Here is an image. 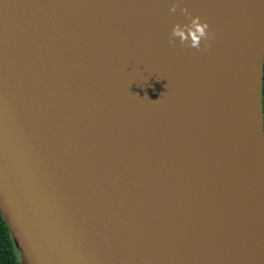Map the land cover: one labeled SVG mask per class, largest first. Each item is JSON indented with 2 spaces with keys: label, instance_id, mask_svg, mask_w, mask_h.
Listing matches in <instances>:
<instances>
[{
  "label": "water",
  "instance_id": "water-1",
  "mask_svg": "<svg viewBox=\"0 0 264 264\" xmlns=\"http://www.w3.org/2000/svg\"><path fill=\"white\" fill-rule=\"evenodd\" d=\"M149 6L0 0V216L21 264H264L258 211L246 203L251 184L222 176L231 152L208 163L226 148L216 142L225 121L211 93L240 78L229 100L244 104L264 195V0H246L237 18L229 13L233 33L191 64L187 52L170 60L178 43H168L166 11L160 16L152 5L144 22L140 9ZM145 32V46L159 42L146 62L134 53ZM220 60L222 73L198 81L190 101L158 110ZM183 71L166 98L156 93L166 79L154 92L139 87L159 72ZM210 104L163 128L165 118L184 117L185 106Z\"/></svg>",
  "mask_w": 264,
  "mask_h": 264
},
{
  "label": "bare ground",
  "instance_id": "bare-ground-1",
  "mask_svg": "<svg viewBox=\"0 0 264 264\" xmlns=\"http://www.w3.org/2000/svg\"><path fill=\"white\" fill-rule=\"evenodd\" d=\"M142 1L146 2V6H155L154 10H156L157 12L166 11L163 15L165 16L164 21L168 23L170 28L173 24L177 22L181 23L185 19V17L179 12V9H177L176 13H171L169 11L171 5L177 2V0ZM245 2L246 0H179V3L182 6L186 7L188 12L192 13L193 15L197 13H202L203 15L201 18L207 20L211 26V29L215 31L216 39L212 43L211 47L218 44L219 42H222L224 39L223 37L228 36L231 32L233 33V27L230 26V23H228L227 16L229 15V13H234L233 17H235L237 14H240ZM151 6H149L146 11L140 9V16L146 19V21L144 22H149L150 20L149 14H151ZM147 38L148 32H145L139 39L140 43L134 48L135 55H138L139 58H141L145 62L150 60L148 59L149 55L153 54L154 50L159 46V42H155L149 46H145L144 43L148 42ZM186 52L188 53L186 54L187 57L192 58V60L190 62H186L185 64L194 63L199 59L198 51H196L195 49L183 48L178 44L176 50H174L170 54V60L183 61ZM212 58L213 55H210V57L205 62L201 63L198 66L200 67L202 65H206V63L212 60ZM130 61V57L125 55V60L122 62L121 67L125 70L130 69L133 66V62ZM152 61V63L148 62V66L147 64L138 66V69L145 68L144 70H142L145 71L147 67L152 66V64L156 63V58L154 57V60L152 59ZM223 69L224 65L222 64V60H220L214 62L213 64H210L205 69L200 70L196 74L197 77L195 78V80L191 81V83L186 86V89L188 88V92L185 95L182 91L180 93L179 99H175L169 106H166L162 109L158 108V110L163 111L164 113H170V111L180 108V106L185 101H190L187 99L188 97H190V95L194 94L193 91L195 88L193 87L198 81H205V83H210L208 79L218 77L222 73ZM166 73L167 72H159V74L153 75L151 78L142 82L139 87L145 93L154 92L153 84L166 79L167 84L162 89L158 90L156 93L159 98L168 95L171 91L174 90V87L176 88L175 80H178L181 77L185 76V72L183 71L181 75L176 77L175 75L177 74H175L174 72L171 74ZM231 77L232 80H230L227 84L221 86L219 92L211 93L212 97L214 96L215 98L213 101L216 102L217 105V107L215 108L220 109V115L218 116V118L220 121H225L223 122L224 124L222 123L215 129L218 132L223 127H225L224 133L218 135L216 142H226V148L214 150L210 156L208 163H211L214 160L215 156L223 150L231 152L229 158H227V160L222 164V176L233 177V183H235L237 180L238 182L243 184L246 182H249L251 184L252 195L250 196V199L246 201V203L249 206H252L253 209H257L258 211V226L260 229L261 236L263 237L261 240L264 241V195L262 193L260 185L255 181V175L257 172H259L260 156L257 153V148L255 144L253 142L246 141L247 132L244 120V104L240 99L237 101L229 100V96L237 89V87L241 83L240 78L234 76ZM209 107L211 109L213 108L211 104L207 107L197 105L194 108H188L187 106H185L182 109L187 110V112L185 111L186 113H184V110L181 111L182 114H185V116L183 115L184 117L181 116L176 120H170L165 118L163 122V128L165 130L174 128L176 127L174 122L181 123L187 121V119H192L197 116H200L203 113L204 109H207ZM152 111H154V108L152 109ZM212 131V134L217 133L214 130ZM244 205L245 203L243 202L239 206L244 207Z\"/></svg>",
  "mask_w": 264,
  "mask_h": 264
},
{
  "label": "clouds",
  "instance_id": "clouds-1",
  "mask_svg": "<svg viewBox=\"0 0 264 264\" xmlns=\"http://www.w3.org/2000/svg\"><path fill=\"white\" fill-rule=\"evenodd\" d=\"M177 9L185 17L186 23L177 22L172 25L168 33V43L187 49H195L198 52H207L216 39V33L211 29L207 20L198 15L188 12L187 8L177 2L169 8L171 13H176Z\"/></svg>",
  "mask_w": 264,
  "mask_h": 264
},
{
  "label": "trees",
  "instance_id": "trees-1",
  "mask_svg": "<svg viewBox=\"0 0 264 264\" xmlns=\"http://www.w3.org/2000/svg\"><path fill=\"white\" fill-rule=\"evenodd\" d=\"M262 109L264 113V65H263V89ZM264 124V114H263ZM0 264H20L19 253L13 243L9 229L0 216Z\"/></svg>",
  "mask_w": 264,
  "mask_h": 264
},
{
  "label": "rangeland",
  "instance_id": "rangeland-1",
  "mask_svg": "<svg viewBox=\"0 0 264 264\" xmlns=\"http://www.w3.org/2000/svg\"><path fill=\"white\" fill-rule=\"evenodd\" d=\"M160 13V16L162 15V12H159ZM200 16V15H199ZM200 17H202V14H201V16ZM159 20H161L162 21V18L161 19H159ZM166 34V33H165ZM194 72H197V70L195 69L194 70ZM191 75H189V77H190ZM190 78H192V76L190 77ZM19 263L21 264V262H20V258H19Z\"/></svg>",
  "mask_w": 264,
  "mask_h": 264
},
{
  "label": "flooded vegetation",
  "instance_id": "flooded-vegetation-1",
  "mask_svg": "<svg viewBox=\"0 0 264 264\" xmlns=\"http://www.w3.org/2000/svg\"><path fill=\"white\" fill-rule=\"evenodd\" d=\"M262 89H263V82H262ZM262 96H263V94H262ZM264 114V113H263Z\"/></svg>",
  "mask_w": 264,
  "mask_h": 264
}]
</instances>
